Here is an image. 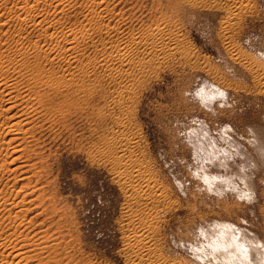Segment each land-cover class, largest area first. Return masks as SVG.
Wrapping results in <instances>:
<instances>
[{
  "label": "rangeland",
  "instance_id": "obj_1",
  "mask_svg": "<svg viewBox=\"0 0 264 264\" xmlns=\"http://www.w3.org/2000/svg\"><path fill=\"white\" fill-rule=\"evenodd\" d=\"M7 1L0 0V50L13 53L22 44L12 36L26 5L28 13L55 20L42 35L28 26L22 41L52 39L53 48L38 53L76 93L59 120H44L36 140L27 138L35 152L2 155L8 167L15 165L2 171L11 177L6 195L18 191L24 196L16 197L18 205L28 208L19 213L28 223L17 231L30 237L20 247L27 257L9 254L2 263L129 264L133 219L156 245L157 262L263 264L264 0H104L111 10L92 8L101 17L91 20L90 0H70L71 7L68 0ZM157 25L172 31V46L135 80L112 79L100 65L86 64L105 41L109 50L111 40ZM70 29L82 62L53 58L64 49L54 40ZM66 67L75 70L73 78ZM4 107L0 100V124L7 125L20 106L8 113ZM133 164L147 177L133 176ZM147 185L160 193L158 200ZM138 195L149 198L139 203ZM39 241L48 247L41 260Z\"/></svg>",
  "mask_w": 264,
  "mask_h": 264
},
{
  "label": "bare ground",
  "instance_id": "obj_2",
  "mask_svg": "<svg viewBox=\"0 0 264 264\" xmlns=\"http://www.w3.org/2000/svg\"><path fill=\"white\" fill-rule=\"evenodd\" d=\"M84 1L86 2V0H84ZM90 1H91L90 4H89V1H87L89 4L88 7L90 8V10L87 9L89 11L88 12L89 14H87V15L91 16V17L89 16L90 20H91V18L93 19L96 16H100V15H98V11H93L91 9L99 7V11H100V7L102 6V4L104 5V3H103L104 0H90ZM226 1L224 0V2H226ZM238 1L240 2L241 0H238ZM15 2H17V1H15ZM25 2H26V0H25ZM235 2L236 1H234V4H235ZM3 3H4V1H3ZM229 3H231V2H229ZM13 4H15V3L13 2ZM234 4H233V6H234ZM21 5H23V3H21ZM24 5H26V4H24ZM71 5H72L71 1L68 0L67 4L65 6L71 7ZM106 5H108V3ZM227 5H228V3H227ZM18 7H21V6L18 5ZM61 7L63 9L64 6H61ZM105 7L107 8L108 6H105ZM240 7H241V4H240ZM24 8H25L24 12H26V13L24 15H22V12L20 13V10L23 11ZM27 8H28V10L30 9V7H28L27 5L25 7H23V9L22 8L19 9L18 14L16 15L18 17L16 20V23L18 24V26H17L16 30L14 29L15 30L14 37L12 36V38L16 42H20L22 44L20 45L19 48L14 49L13 53H11L10 51L3 53L4 50H0V86H2V85L4 86V87L2 86L0 88V100L5 101V104H6V107H4L3 110L6 113H8L10 108H12L16 105V106H20V108L16 107L17 108L16 112L19 113L21 111V115H15L16 112L15 113L11 112V114H9L7 116V118L9 119V123L7 125H5V123L0 124V218L2 219L0 221V246L2 247V250H0V264H6L7 263V262L2 263V260L4 258L6 260V257L9 254L11 257L17 256V258L19 257V259H20L21 255H23V250L20 248L22 246V241H27L30 238L29 237L27 239V237H26L27 234H25V232L23 234L20 231V229L17 231L18 226L25 225L26 223H28L27 221H25L26 219L24 220L22 218L24 216L21 217L20 216L21 214H19L21 212L26 213L28 208L27 209L25 208V210H24L22 208L24 203L22 204V202L20 205H18L20 203L19 198L21 196L22 197H24V196L22 194H21V196H19L18 195L19 192L16 191L17 189L15 190L16 192L14 191L15 192L13 194L14 196H10L11 193H9V192L11 190H9V192L7 193L8 195H6V190H5L7 187L6 185L9 182H11L10 181L11 177L10 178L7 176L3 177V175H4L3 173L6 170L8 172L9 170L14 169L15 165L8 167L7 166V160L2 155L3 154L7 155V153L10 151L11 153H13L15 155V158H16V154L18 155V152H21V150H23L22 148H24L26 151H32V152L34 151L35 152L34 147L29 144V142H28L29 140H27V138L30 137L33 140H36L35 129L38 126H39V128H41L40 125L43 124L44 120L48 121V119H50V118L54 119L55 116H57L58 119L57 118L56 119L59 120L58 116L64 114L63 112L70 105V103L72 102V97L76 93L75 92V90H76L75 84L66 77L58 76L57 71L51 67H48L42 61L43 57H41L38 53V52H41L42 50L43 51L51 50L53 48L52 39H50V40L44 39V43L41 45H39V43L37 41H34V42L28 41L29 43L27 45H25L26 43H23L24 41H22V39H23V35H25L23 33H26V32H24V30H26L28 28V26H30V25H31V27L33 26V30H34V28L38 27L36 29L37 31H34V32H36V34L42 35L53 24L52 22L55 21V20H53V21L49 20L45 16L40 15V14H30V13H28V10H26ZM0 9H1V5H0ZM109 10H111V9L109 8ZM71 11H72V9H71ZM95 12H97V13H95ZM2 14L3 13H1L0 16H2ZM84 14L83 15L86 16V13H84ZM106 26H108V25H106ZM38 30L40 31L39 33H38ZM111 30H113V29L111 28ZM28 32H30V29L28 30ZM107 32H110V31H107ZM86 34H88V30H86L83 33V35H86ZM61 38L62 39H55L54 44L63 43L64 49L55 52L53 55V58L61 59L62 61H66L69 64L72 62H80L81 59H80V53L78 52L79 50H78L76 32L73 29H70V30H68V33L64 34ZM113 39H116V38L114 37ZM120 39L122 41H120L119 38H117L116 40H111L112 45L109 46V50L107 49V45L109 43H107V45H106V41L104 43H102L101 44V54L94 56L93 59L91 57H88L86 59V64L87 65H90V64L100 65L104 69V71H106V74L108 76H110L112 79L128 78V80H133V79L135 80L137 77L136 76L137 73H143L146 65H150V63L155 62L156 61L155 59L158 58L160 52L165 53L166 49H168L172 46V31L169 30L168 28H164L160 25H157L156 28L147 29V31H143L138 36L132 35L127 40H123L122 37ZM110 47L111 48L113 47V49H110ZM30 49L35 50L37 53L30 51ZM14 55H15L16 60L13 59ZM124 66H127V67L123 68ZM8 72L15 73V76L12 78L11 76L8 75ZM64 72H66V75H69L70 78H73L75 76V70H72L71 67H66ZM263 74H264V68H263ZM18 113H16V114H18ZM62 118H63V116H62ZM60 120L62 121L61 118H60ZM39 128H37V129H39ZM3 131L6 133L7 138L2 136ZM19 133H21V136L19 135ZM14 140H18L17 143L14 142ZM9 143H15L14 145H12L13 148L10 150H9ZM10 152H9V155H11ZM20 154L21 153H19V155ZM14 155L11 159L12 162L14 159ZM33 162H34V160H33ZM22 163L23 162H21V165H22ZM133 168H134V171H136V173L133 176H136L137 178L147 177L143 171H140L138 169L137 164H133ZM36 169L39 170L38 167ZM2 171H3V173H2ZM34 171L36 172V170H34ZM34 171H32V172H34ZM27 178H29V177H27ZM15 181L16 180L14 177V182ZM24 183L25 182H23V184ZM42 183L43 182H41V184ZM13 186H16V185H13ZM41 187H42V185H41ZM146 188L147 189L150 188L149 196L153 200L156 201L159 199L160 193H156L155 189L153 188V185H147ZM31 189H33V188H31ZM36 194H38V193H36ZM149 196H148V198H149ZM16 197H19V198H16ZM148 198L146 195L144 198H141V196L138 195L137 201H140L142 199L139 203H145L146 200H148ZM32 204L34 205V203H32ZM12 206H13V208L14 207L17 208V209L15 208L16 210H14L15 213L10 211ZM27 207H29V206H27ZM42 208H43V206H42ZM150 208H151V206H150ZM37 212H39V211H37ZM22 215H25V214H22ZM28 216L31 217L30 215H28ZM33 220H35V219H33ZM49 223H51V221ZM35 225H37V224H35ZM130 225L133 227L134 230H133V233L128 234L127 238H126L127 242L130 245V249L132 250L131 255L128 257L129 264H163L161 262H157L155 260L156 258L155 259L153 258V256H156V255H152L153 252H156V245H153V243L149 241L148 235H141V233L139 232V230L141 229L142 223L136 224L132 219ZM11 227H12V229H10ZM22 229H24V226L22 227ZM30 232H29V234H30ZM32 232H34V231H32ZM53 240H55V239H53ZM33 241H34V239H33ZM55 241H57V240H55ZM42 243H44V242H42ZM66 243H68V242H66ZM250 243L252 244V242H250ZM45 244L47 245V242L44 243V245H41V241H39L38 243L35 244L36 246L40 245V247L39 246L37 247L38 250H37V256H36L37 258H39V260L42 259V258H40V255H41L40 253L42 251H44L43 248H45V247L48 248L47 246H45ZM54 245H55V243H54ZM256 247L257 246L255 245V249H256ZM19 248H20V250H19ZM262 249H263V251H261L262 256H261L260 260L264 264V246ZM66 251H67V249H66ZM53 253H54V251H53ZM24 254H27V253L25 252ZM42 254H44V253H42ZM64 254H62V255H64ZM10 256L7 257V259L8 258L10 259L11 258ZM23 256H25V255H23ZM25 257H27V255ZM47 259H49V258H47ZM11 261H13V260H11ZM49 261L50 260H46L45 263L48 262V264H49ZM54 261H56V260L54 259ZM73 261H74V259H73ZM50 262L54 263L53 260Z\"/></svg>",
  "mask_w": 264,
  "mask_h": 264
}]
</instances>
